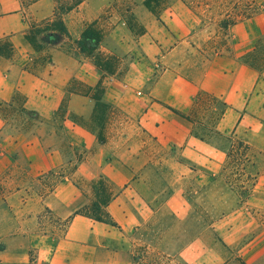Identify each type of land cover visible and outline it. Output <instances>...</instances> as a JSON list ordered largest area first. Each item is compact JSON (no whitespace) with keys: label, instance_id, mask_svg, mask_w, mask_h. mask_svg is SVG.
<instances>
[{"label":"crops","instance_id":"obj_1","mask_svg":"<svg viewBox=\"0 0 264 264\" xmlns=\"http://www.w3.org/2000/svg\"><path fill=\"white\" fill-rule=\"evenodd\" d=\"M63 3L67 1L0 0V43L7 41L12 48L9 57L0 55V182L37 181L42 175L50 181L38 205L66 224L42 262L133 264L129 239L153 217L163 167L175 176L166 202L178 213L191 189H206L219 174L233 140L264 149V69L258 73L244 62L255 49L248 40H237L226 56L216 52L205 59L197 79L171 71L165 63L178 58L180 44L196 24L187 9V19L176 16L171 23L163 20L165 25L155 26L154 32V27L148 29L159 38L142 49L139 63L148 65L145 74L126 83L102 80L101 101L109 112L98 128L90 96L101 80L97 68L81 54L63 49L62 39L40 51L26 40L32 26L52 19L73 33L82 22L77 14L84 0L57 13ZM45 55L48 62L41 60ZM201 94L220 104V116L208 128L198 112L186 120L171 111L189 113ZM17 111L23 123L14 122ZM18 171H25L22 178L10 180ZM97 179L107 186L105 211L115 226L73 215L86 197V202L93 199L91 185ZM3 193L13 197L23 189Z\"/></svg>","mask_w":264,"mask_h":264},{"label":"rangeland","instance_id":"obj_2","mask_svg":"<svg viewBox=\"0 0 264 264\" xmlns=\"http://www.w3.org/2000/svg\"><path fill=\"white\" fill-rule=\"evenodd\" d=\"M66 1L67 4L58 6L57 13L70 10L81 0ZM226 1L236 11L249 7L253 12L232 25L227 32L217 26L220 16L210 21V14L201 13V8L190 9L179 0H84L77 14L82 22L75 25L73 33L69 34L59 19H52L32 26L28 37L34 43V47H31L38 51L55 44L56 39H62L63 49L69 52L73 50L91 62L101 74L98 86L96 84L90 92L93 100L100 91L104 92V78L126 83L145 74L148 65L139 63L144 54L142 49H147V45L151 46L159 38L156 33L152 36L148 29L154 27V32L155 26L161 28L160 24L165 25L164 21L169 22L176 16L181 20L187 19V9L194 14L196 24L190 38L180 44L179 56H175L178 58L165 63V66L170 65L171 71L181 76L197 79L205 59L216 52L226 56V51L231 49L235 41L248 40L255 51L244 61L250 60L256 71L261 73L264 69V0ZM56 23L62 24L66 34L51 31ZM173 25L179 34L184 33L181 24L175 22ZM36 31L40 34H36ZM83 34L95 35L96 40L82 38ZM80 41L82 48L79 47ZM46 56L41 60H46ZM176 61L179 63L176 64ZM151 64L162 71L158 63ZM122 87L125 89V85ZM104 104L106 106L95 108V127L98 128H102L105 115L109 112L108 105ZM196 112L200 118L204 115L202 123L208 128L220 112V104L201 94L191 118ZM13 116L14 122L23 123V116L18 111ZM236 141L233 140L228 148L233 150V154ZM245 154L249 162L243 175L232 168V163L226 165L225 162L223 174H220V170L206 189H195L194 193L187 185L191 189L190 194L178 213H174L166 202L167 195L176 183L173 180L175 176L172 172L165 173L163 167V180L152 202L153 217L138 225L139 230L133 231L130 236L131 256L161 264H263L264 149H251L248 146ZM20 172L25 171H18L19 174L13 175L10 180L16 176L20 180L23 176ZM43 177L37 176V181L24 178L20 182H0L1 264H49L42 262V259L49 256L51 246L62 235L66 220L57 218L47 208L38 205V196L44 195L51 186L50 181L43 180ZM247 177H253V180L245 182ZM16 187L23 189V193L16 197L3 193L6 188L13 191ZM31 194H34L33 198H29ZM146 195L151 197L148 191ZM86 200L87 197L78 211L95 214L91 206L94 198L90 202ZM157 225L163 228L162 233H156L154 228ZM144 246H148V249L145 250ZM144 250L147 254H144ZM163 255L167 259L162 258Z\"/></svg>","mask_w":264,"mask_h":264},{"label":"trees","instance_id":"obj_3","mask_svg":"<svg viewBox=\"0 0 264 264\" xmlns=\"http://www.w3.org/2000/svg\"><path fill=\"white\" fill-rule=\"evenodd\" d=\"M179 1H181L182 3L187 5L190 9H193V10H195V8L196 9L201 8L202 9L201 13H203L205 15L210 14V16H209L210 21L215 20V18H214L215 16L216 17L220 16L221 18L219 20H217V26L219 29H221L225 32H227L229 30V28L232 25H234L236 22L241 21L243 19H246L247 17H249L253 13L251 8H249V7L236 11L235 7H229V3L226 0H213L212 2L206 1V0H179ZM51 31H56L60 34H66V30L62 26L61 23H56V25H54V27H53V29H51ZM35 33L40 34L37 31ZM86 37L96 40L95 35H89V36L87 34L82 35V38H86ZM26 40L31 46L34 47L33 40L31 38H29L28 35L26 37ZM79 47L82 48V42L81 41L79 42ZM34 50L38 51L37 49H34ZM11 52H12V48H11V45L9 44V42L5 41L3 43H0V55L1 56L9 57L11 55ZM251 55H249V56H251ZM45 61L48 62L49 57ZM245 63H247V64L249 63L251 66H254L250 60L246 61ZM97 86H98V84H97ZM102 95H103V90L100 91V94L94 99L95 108H96V106H106L101 101ZM199 98H200V95L196 98L195 102L193 103V107L191 108V111L187 114H183V113H180V112L172 110V109H171V111L175 115H177L178 117L188 120L191 118V116H192L191 114L194 112L195 106L197 105ZM211 99L214 100L213 98H211ZM219 116H220V112L214 117L213 121L218 119ZM210 131H212V130H210ZM198 136H200L201 138L203 137L201 134H198ZM99 140H100V137H99ZM247 149H248V146L246 144H244L241 141H236V149L234 150V154L232 153L233 150L228 149L226 151V156H225V162L226 163L225 164L229 165L230 163H232V168H234L235 170H238L239 175L244 174L245 167H246L247 163L249 162V159L245 154V151ZM225 167L226 166H224L221 169L220 174H223ZM250 179L253 180V177H247L245 179V182L247 180H250ZM243 184H244V182H242V185ZM241 186L239 185V187H241ZM91 190H92L93 198H94V201L92 202L91 206H92L93 210L95 211V214L81 213L77 209L76 211H74L73 215H80L81 214L83 217H86L89 220L109 224L111 226H115V223L111 220V218L109 217V215L105 211V206L108 203V201L110 200V194L107 191V186H106L105 182L102 179L95 180L91 185ZM220 215H222V213ZM154 229H155V231L157 230L156 233H162L164 231L163 228L158 226V225ZM138 230H139V227H137L134 231L136 232ZM145 240L150 241V239H145ZM144 248L146 250V249H148V246H144ZM145 250H144V254H147L146 253L147 251H145ZM143 257L146 258V255H144ZM162 258L167 259V257L165 255H163ZM131 259H132L133 264H161V262H157L154 260L149 261V262H145V261L139 260V258L134 256V255L131 256ZM168 263L169 262H165L164 264H168Z\"/></svg>","mask_w":264,"mask_h":264}]
</instances>
